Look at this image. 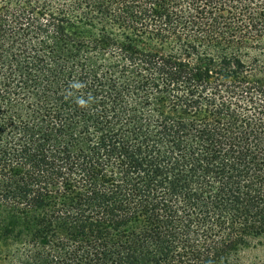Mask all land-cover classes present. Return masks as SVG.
Instances as JSON below:
<instances>
[{"label":"trees","instance_id":"1","mask_svg":"<svg viewBox=\"0 0 264 264\" xmlns=\"http://www.w3.org/2000/svg\"><path fill=\"white\" fill-rule=\"evenodd\" d=\"M264 0H0V264H264Z\"/></svg>","mask_w":264,"mask_h":264},{"label":"rangeland","instance_id":"2","mask_svg":"<svg viewBox=\"0 0 264 264\" xmlns=\"http://www.w3.org/2000/svg\"><path fill=\"white\" fill-rule=\"evenodd\" d=\"M242 257L245 263H264V249L262 247L251 248L246 250Z\"/></svg>","mask_w":264,"mask_h":264}]
</instances>
